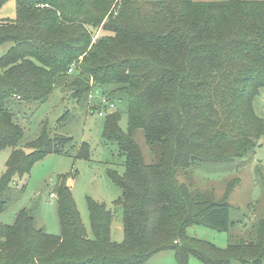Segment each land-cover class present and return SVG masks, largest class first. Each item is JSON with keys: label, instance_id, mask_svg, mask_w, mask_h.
<instances>
[{"label": "trees", "instance_id": "trees-1", "mask_svg": "<svg viewBox=\"0 0 264 264\" xmlns=\"http://www.w3.org/2000/svg\"><path fill=\"white\" fill-rule=\"evenodd\" d=\"M6 0H0V8ZM13 20H0V151L10 149L0 177V212L11 181L29 174L71 138L40 135L17 147L23 130L13 108L45 102L56 84L77 100L94 90L113 102L125 98L126 128L105 112L101 138L114 144L123 173L107 168L119 190L123 239L110 240L113 214L87 198L91 238L66 176L54 192L60 235L36 227L25 211L0 223V264H144L172 251L176 264H263L264 219L255 240L225 248L189 236L191 226L227 232V198L197 200L179 181L193 163L243 159L264 135L253 101L264 88V0H15ZM69 70L70 73L68 72ZM106 94V91H109ZM99 99V108L102 105ZM148 147L145 163L134 135ZM76 158L89 160V145Z\"/></svg>", "mask_w": 264, "mask_h": 264}, {"label": "rangeland", "instance_id": "rangeland-1", "mask_svg": "<svg viewBox=\"0 0 264 264\" xmlns=\"http://www.w3.org/2000/svg\"><path fill=\"white\" fill-rule=\"evenodd\" d=\"M212 2L225 0H192ZM262 1V0H248ZM16 15L15 0H6L0 8V20H13ZM12 46L5 43L0 47V58ZM106 91V94H109ZM100 94L92 90L88 96L77 100L71 96V90L62 84H56L45 102L23 103L13 108L16 121L23 130V138L18 148L29 152L25 144L36 139L43 127L51 135L71 138L61 154H48L35 163L29 174L15 177L5 191L8 200L4 211L0 212V223L12 225L15 214L25 211L34 218L36 227L46 233L59 236L60 227L57 214V199L51 196L60 175L66 176L77 212L87 235L91 238L87 198L103 203L113 214L110 226V240L120 243L123 239L122 209L115 206L119 190L106 175V169L123 173V159L118 157L114 144L104 143L101 138L103 117L98 116ZM114 108L121 116L120 127L126 128L125 98L113 99ZM254 113L264 121V88L253 101ZM134 141L139 146L145 163L150 155L143 134L138 131ZM89 145L90 159L76 158L80 145ZM10 149L0 151V177L5 171V162ZM178 179L197 200L221 199L226 190L233 186L227 198L231 225L227 232H220L206 226H191L189 236L225 248L239 240H255V229L264 219V135L256 148L243 159L225 163H193L186 170H178ZM144 264H176L172 251L155 254ZM188 264H203L189 257ZM233 264H241L234 262ZM264 264V263H263Z\"/></svg>", "mask_w": 264, "mask_h": 264}, {"label": "built area", "instance_id": "built-area-1", "mask_svg": "<svg viewBox=\"0 0 264 264\" xmlns=\"http://www.w3.org/2000/svg\"><path fill=\"white\" fill-rule=\"evenodd\" d=\"M71 70H69L68 72L70 73ZM101 105H102V109L101 111H98V116L99 117H103L105 115V112H111L114 108V105L112 102L107 101L105 98H101L100 99ZM51 196H54L51 194Z\"/></svg>", "mask_w": 264, "mask_h": 264}, {"label": "crops", "instance_id": "crops-1", "mask_svg": "<svg viewBox=\"0 0 264 264\" xmlns=\"http://www.w3.org/2000/svg\"><path fill=\"white\" fill-rule=\"evenodd\" d=\"M68 185V184H67ZM69 186V185H68Z\"/></svg>", "mask_w": 264, "mask_h": 264}]
</instances>
